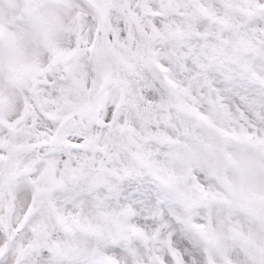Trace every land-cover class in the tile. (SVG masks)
Returning a JSON list of instances; mask_svg holds the SVG:
<instances>
[{"label":"snow or ice","instance_id":"obj_1","mask_svg":"<svg viewBox=\"0 0 264 264\" xmlns=\"http://www.w3.org/2000/svg\"><path fill=\"white\" fill-rule=\"evenodd\" d=\"M0 264H264V0H0Z\"/></svg>","mask_w":264,"mask_h":264}]
</instances>
